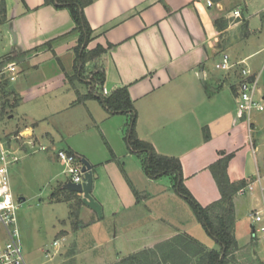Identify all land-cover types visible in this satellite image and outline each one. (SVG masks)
Listing matches in <instances>:
<instances>
[{
	"label": "crops",
	"instance_id": "0c3cea01",
	"mask_svg": "<svg viewBox=\"0 0 264 264\" xmlns=\"http://www.w3.org/2000/svg\"><path fill=\"white\" fill-rule=\"evenodd\" d=\"M224 1L91 0L84 7L85 17L93 31L87 48L93 49L100 45L105 49L99 57L103 72V93L108 95L116 87L127 86L137 114V136L151 143L159 154L179 159L183 184L202 206L221 198L210 165L223 155H230L227 174L232 182L243 180L245 184L258 169L252 133L249 134L244 122L237 119V69L221 76L214 69L222 52H226L232 45L226 46L221 42L222 33L228 29L217 26V20L224 15L220 14ZM228 1L238 2V5L228 14L225 13V16L233 17V11L238 9L241 16L237 17L240 18L237 23L244 22L247 25V31L242 36L247 37L251 32L249 20L244 17L240 7L241 4L247 7V0ZM4 4V17L0 25L7 27L13 47L0 60H10L17 65L26 63L27 67H32L36 72L53 58L61 64L59 71L43 74L38 81L26 84L20 90L14 89L10 83L5 85L7 104H11L10 93L13 96L15 91L20 98L26 94L36 98L67 85L68 88L72 87L76 96H70V102L61 108L70 105L85 106L94 123L107 120L116 125L118 134L121 133L123 126L127 124L125 114L109 113L93 98L75 103L77 96L85 94L89 88L85 85L86 90L83 91L76 84L70 87L66 80L71 69L64 67L61 57L65 54L74 56L71 67L74 71V49L79 38L78 32L73 30L74 22L69 10L57 8L44 0H4ZM243 59L234 56L231 60ZM262 90L264 91V87ZM14 107V104L12 107L5 106L0 112V119L11 117ZM36 126L37 122L31 119L16 131L6 132L16 133L27 129L34 131ZM45 135L50 140L46 150L51 149L58 161V149L53 145L54 135L49 132ZM125 146H121L119 155L112 150L115 160L125 159L121 168L130 187L125 189L118 174L112 169L113 178L107 175L118 201L111 206L101 202L93 194L98 182L94 176L96 164L86 158L92 165L91 194L101 203V216L91 208L83 209L80 201L82 196L64 189L63 182L57 183L52 189L49 201L69 203L66 220L70 229L61 230L63 239L70 236L75 227L83 229L88 225V217L91 222L97 219L112 221L106 231L108 238L105 242L113 244L104 264H113L123 257L150 249L160 256L168 249L167 242L175 240L181 234L199 242L191 232L195 221L186 220L185 208L180 209L183 210L180 213L179 209L175 211L171 207L169 198L174 194L172 183L166 181L164 175L155 179L148 177L139 158L129 151L127 144ZM22 149L20 153L25 155L30 151L27 146ZM68 150L81 156L70 147ZM250 155L255 165L253 171L248 165ZM104 161L106 164L111 162L108 159ZM17 172L18 168H14L13 174L10 173L12 189ZM242 196L236 191L232 197L238 250L255 243L250 233V241L248 237L243 245L239 244L243 237L245 239L249 236V233H244L242 226L238 229L239 214L245 210L248 215L253 204L252 195L251 206ZM18 199L23 201L25 198L21 196ZM61 222L64 223L65 220Z\"/></svg>",
	"mask_w": 264,
	"mask_h": 264
},
{
	"label": "rangeland",
	"instance_id": "374dc122",
	"mask_svg": "<svg viewBox=\"0 0 264 264\" xmlns=\"http://www.w3.org/2000/svg\"><path fill=\"white\" fill-rule=\"evenodd\" d=\"M237 5L238 2L235 3L234 1L225 0L223 2V8L220 14L224 15L219 17L218 22L221 27L227 28L228 30L222 33L221 42L226 46L232 44L226 50L231 59L234 56L244 58L246 65L252 71L260 74L259 83L263 88L264 0H247V7L244 4L240 5L244 17L249 20L248 27L251 32L247 37H242L245 30L247 31V25L244 22L237 23V20L240 18H228L225 16V13L228 14ZM0 33V57H2L9 52L13 45L10 42L11 35L6 26L0 25ZM73 57L71 54H65L61 57L64 67L71 69L68 71L69 75L74 74L71 68ZM95 60H97L99 65V58ZM94 61H90L85 68V70L87 69L84 73L86 79H92L90 74L93 70L92 65ZM27 66L28 64L26 63L17 65L19 74L15 81L10 82V85L14 89L20 90L26 84H32L38 81L39 78L44 76L43 74H52L61 69V64L55 58L48 61L43 66L44 68L40 67V71L38 72L32 67ZM214 69L219 76L225 74V72L219 69ZM66 80L70 87L72 84H76V87L80 90H86L85 83L81 82L77 77L70 81L68 80V76H66ZM71 88L65 85L36 98L27 96V94L23 95V98H20L16 91L15 94L13 93V96L10 93V97H12L10 98L11 104H7L6 106L12 107L14 104L15 107L14 111L12 110L11 117L0 119V135H3L7 130L14 132L23 126L24 122L34 119L37 122L34 131L40 141L45 145L48 146L50 143V140L45 135L46 132H49L54 135L53 145L56 149L68 150L70 147L81 155L78 156L80 160L82 157H85L96 164L94 176L98 182L93 194L101 202H106L110 206L111 204L114 205L118 199L115 196V190L112 191L109 180V176L113 178L112 169L118 174L124 188L127 189L130 187V183L121 168L123 166L122 161H125V159L120 158V161H118L114 159L113 155V150L119 155L121 146L126 147L123 137L126 132V126L124 125L123 131L118 134L116 125L110 124L107 120L94 123L91 120L89 109L85 106L70 105L67 108H61V106L70 102V96H76V93ZM95 89L96 91L100 90L98 87ZM95 105L99 107L98 104ZM44 113H48V115ZM254 120L255 123L251 126L252 143L256 151L258 169L263 173L264 112L256 115ZM244 124L247 129V123L244 122ZM248 146L250 150V145ZM21 155H23L22 159L14 166H12L13 164L10 166V173L12 172L13 174V169L18 168L16 178L13 179L12 190L16 199L21 196L25 198L23 201H19L15 214L21 247L28 263L104 264L103 261L107 259V252L113 244L105 242L108 238L106 231L109 230L113 222L107 219L102 221L97 219L91 222V219L88 217V225L83 229L75 227L72 229L70 236L63 239L61 230L70 229L69 222L66 220L69 203L66 201H49L48 196L52 193V189L57 183H65L69 179V174L63 172L64 166L56 160L55 153L51 149L37 150L36 152H28L26 155L22 153ZM107 159L111 162L106 164L104 160ZM132 159L137 161L135 157ZM248 165L251 166V171L255 169L251 155L248 156ZM164 179L172 183L171 177L164 175ZM134 195L136 198V194ZM242 199L251 206L252 199L250 194L243 195ZM76 201L78 202V200H73V202ZM80 201L83 203L82 198ZM169 202L172 205L171 207L175 211L179 209L180 213L183 211L180 209L184 207L186 220L192 219L195 221V226L191 229V232L199 239L201 245L214 248L219 247L218 243L206 232L202 224L198 222L192 208L182 196L174 191L172 198H169ZM82 205L84 206H82L83 209L90 208L84 203ZM94 213L96 212L94 211ZM61 220H65V222L62 223ZM238 221V229L242 226L244 233H249V236L245 239L243 237L241 241L239 240V244L243 245L246 239L248 241V237L249 241L251 239V219L245 214V210H243L239 214ZM56 239L59 240L57 248L52 244ZM44 249H49L51 253H54L51 259L45 257ZM228 264H264V242L258 240V242L255 241V243H250L239 249L233 254V259Z\"/></svg>",
	"mask_w": 264,
	"mask_h": 264
},
{
	"label": "trees",
	"instance_id": "16d2710c",
	"mask_svg": "<svg viewBox=\"0 0 264 264\" xmlns=\"http://www.w3.org/2000/svg\"><path fill=\"white\" fill-rule=\"evenodd\" d=\"M44 2L53 4L57 8H67L74 22L73 30L79 34L78 44L74 49V74L67 76L70 81L77 77L89 89L85 94L78 95L75 103L93 98L98 100L107 112L125 114L127 124L124 139L129 151L139 158L145 174L153 179L163 175L171 177L174 191L188 202L197 220L219 245V249H208L199 242L181 234L176 236L175 240L167 242L168 249L162 252L160 256L155 250H144L123 257L114 264H228L233 259V254L238 250V243L234 234L232 197L238 188L244 185L243 180L232 182L228 177L227 164L230 155H223L210 165V170L221 193L220 200L202 206L183 184L179 159L159 154L151 143L137 136L135 131L137 114L127 86L116 87L108 95L103 93V72L95 59H98L105 52V49L100 45L93 49L87 48L93 31L85 17L84 7L91 0H44ZM4 9V0H0V22L4 17ZM218 21L219 19L217 26L223 28ZM90 61H94L93 70L90 74L91 80L86 79L84 74ZM97 87L100 89L99 91H96L95 88ZM1 88L4 91V87ZM178 246L179 248H177Z\"/></svg>",
	"mask_w": 264,
	"mask_h": 264
},
{
	"label": "built area",
	"instance_id": "2783aa9c",
	"mask_svg": "<svg viewBox=\"0 0 264 264\" xmlns=\"http://www.w3.org/2000/svg\"><path fill=\"white\" fill-rule=\"evenodd\" d=\"M210 4V1H208ZM264 11V8H263ZM232 16H241L235 9ZM1 37V33H0ZM215 68L225 73L237 69L236 82V112L237 119L247 123L249 134L251 126L255 123L254 117L264 112V91L260 86V74L252 71L245 60L232 61L226 52H222L220 59L215 63ZM18 76L17 64L13 61H2L0 64V112L5 109L7 97L1 87L16 80ZM6 82V83H5ZM27 146L30 151L46 150L48 147L41 143L38 136L31 129L18 130L16 133H3L0 135V264H29L22 250L15 211L19 204L16 199L10 177V166L22 157V147ZM56 156L63 172L69 174L71 182L82 183L84 172L78 156L72 151L58 149ZM237 194H250L253 204L248 211L251 219V235L256 242H264V172L257 169L256 173L237 190ZM57 248L59 240L52 242ZM45 257L51 259L54 253L44 249Z\"/></svg>",
	"mask_w": 264,
	"mask_h": 264
},
{
	"label": "water",
	"instance_id": "95a60500",
	"mask_svg": "<svg viewBox=\"0 0 264 264\" xmlns=\"http://www.w3.org/2000/svg\"><path fill=\"white\" fill-rule=\"evenodd\" d=\"M81 163H82V171L84 172L83 182L75 183V182H71L70 180H67L64 183L63 188L69 192L77 193L81 195L83 203L89 206L92 210H94L98 214V216H101L102 215L101 205L97 200L94 199V197L91 194V190L93 186L92 165L84 157L81 158Z\"/></svg>",
	"mask_w": 264,
	"mask_h": 264
}]
</instances>
